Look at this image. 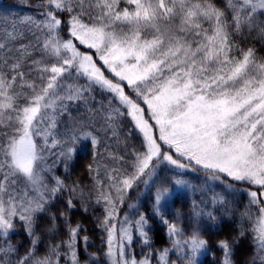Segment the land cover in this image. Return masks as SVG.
Here are the masks:
<instances>
[{"label":"snow or ice","instance_id":"1","mask_svg":"<svg viewBox=\"0 0 264 264\" xmlns=\"http://www.w3.org/2000/svg\"><path fill=\"white\" fill-rule=\"evenodd\" d=\"M41 8L39 19L20 22L34 43L21 42L15 25L0 36V264H60L65 257L82 264L77 245L83 241L86 251L88 238L64 213L67 239L49 245L42 257L36 253L38 217L65 190L68 208L75 207L79 187L66 188L49 175L45 153L70 160L80 133L94 148L107 149L121 117L140 134L139 147L119 156L108 152L114 167L102 163L97 150L95 168L88 166L95 172L90 193L79 190L81 198L94 195L104 204L99 227L107 234L109 264H151L150 253L137 259L130 251L133 229L151 246L147 217L125 218L119 229L114 222L128 190L139 184L155 187L152 213L174 238L173 249H186L191 261L207 246L198 229L185 238L178 219L161 212L176 192L192 187L182 177L200 170L213 180L225 176L256 186L248 195L257 206L255 239L264 252V57L233 39L255 32L264 40V0H43ZM94 86L109 94L107 106L92 104ZM73 106L84 113L74 116ZM16 222L32 238L22 256L8 242ZM219 247L222 264H233L230 242ZM168 254L161 250L158 264H169ZM95 255L88 254L91 264Z\"/></svg>","mask_w":264,"mask_h":264},{"label":"trees","instance_id":"2","mask_svg":"<svg viewBox=\"0 0 264 264\" xmlns=\"http://www.w3.org/2000/svg\"><path fill=\"white\" fill-rule=\"evenodd\" d=\"M42 3L43 0H0V36H2L4 30L12 31V26L15 25L17 31L23 33L21 42L28 43L31 41L34 43L35 36L20 22L25 17L39 19V14L43 10L41 8ZM62 35L67 38L65 33H62ZM233 39L239 47L244 49L254 48L258 57H264V40L259 39L255 32L251 35L245 32L243 37L235 36ZM78 47L81 48V51L87 50L79 44ZM79 83L86 84L84 80H80ZM91 96L94 97L92 104L96 107H99L101 103L105 106L108 105L109 94L98 86L92 88ZM112 106L118 107L115 101H113ZM83 113L84 108L82 106L79 111L73 106L74 116L79 117ZM88 130L85 129V131ZM60 131H64L63 125L60 126ZM140 138V134L133 128L130 119L125 117L120 118L117 136L106 140L107 149L104 145H98L94 148L90 139L84 138L83 134L80 133L78 140L72 145L75 148L72 158L67 161L60 158L52 168V173L49 174L59 176L64 180L66 188L74 185L79 186L77 194L73 197L75 207L68 208L67 200L70 194L65 190L58 193L51 201L48 212L38 217L36 229V235L40 237V241L36 245L38 256L46 255L49 245L67 239L64 219L60 217V213H64L65 216L71 218L73 224L79 222L82 225L83 230L79 234L80 237L86 236L88 238L86 251L83 241H80L77 245L82 264L84 261H89V264H91L89 253L96 254V264H109L106 256L107 234L99 227V223L105 215L104 204L103 202L99 205L96 204L94 195L91 198L88 195L81 198L79 190L83 189L85 194L90 193L95 172L90 174L88 166L92 164L95 168L94 154L97 150L102 157H105L102 163L114 167L116 165L108 157V152H112L117 156L124 155L125 152L139 147ZM165 175L174 176L175 173L167 171ZM182 178L192 187L176 192L171 197L170 202L161 209V212L165 219L170 221L178 219L180 227L184 230L185 238L191 235L192 231L198 229L202 238L208 241L207 246L197 253L191 261L190 253L189 255L184 254L187 251L186 249L183 251L173 249L172 240L174 238L167 234L166 227L161 223L159 216H154L152 213L155 187L149 190L148 186L144 189V185L139 184L128 190L125 202L120 206L119 212L121 214L129 203H136V207L132 211L130 210V221L134 222L139 219L140 214L147 217L148 225L145 226V231L148 232L151 246L145 245L139 233L133 231L131 253L137 259H142L145 254L150 253L151 264H158L160 251L167 248L169 249V264H222L224 253L219 247V242L227 240L233 250V264H264V259H261V257H264V252L259 250L254 232L255 218L258 215L257 206L250 205L248 195L250 190L257 191L256 186L234 182L225 176H222L220 180H213L208 173L202 170L189 171ZM51 183L52 181H50ZM229 184L232 187H228ZM214 198H222L224 202H213ZM85 209L87 210L85 211ZM177 212L179 213L178 218ZM198 212H202L203 215H197ZM209 212L212 213L215 220L209 219L207 216ZM246 213L248 215H245ZM249 215L252 217L251 219L248 218ZM53 216L57 217L55 221L51 218ZM53 224H55L54 232H49ZM31 239L27 235L22 222H16L15 231L9 234L8 242L18 250V255L22 256L32 247ZM0 243H3V241H0ZM61 251L64 252L65 249H61ZM16 258L17 256H12L13 261ZM66 262L70 264L68 257L61 260L60 264H66Z\"/></svg>","mask_w":264,"mask_h":264},{"label":"rangeland","instance_id":"3","mask_svg":"<svg viewBox=\"0 0 264 264\" xmlns=\"http://www.w3.org/2000/svg\"><path fill=\"white\" fill-rule=\"evenodd\" d=\"M108 75V74H106ZM111 78V77H110ZM151 123V121H150ZM59 147L57 148H54L52 149V152L54 153H58L61 149H58ZM46 155V158H47V163L48 165L52 166V168L56 165V161H58L60 158H57V157H54V156H51L49 153H45ZM51 174V173H50ZM144 185V184H143ZM146 185H144V189H145ZM129 203L127 208L124 209V211L120 214V212H118V215H117V218L116 220L114 221L116 224H117V228L119 229V226H120V223L125 219H129L131 220V212L130 210L132 211L135 207H136V203ZM133 213V212H132ZM133 231H135V229H133ZM119 235V233H117V236Z\"/></svg>","mask_w":264,"mask_h":264}]
</instances>
